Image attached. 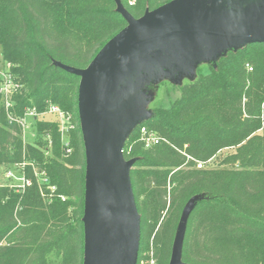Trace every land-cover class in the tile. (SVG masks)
<instances>
[{"label":"trees","instance_id":"1","mask_svg":"<svg viewBox=\"0 0 264 264\" xmlns=\"http://www.w3.org/2000/svg\"><path fill=\"white\" fill-rule=\"evenodd\" d=\"M130 1L120 0L139 18L171 0ZM127 24L117 0H0V49L20 84L13 121L0 92V165L22 166L25 178L0 184V264H84L80 76L59 63L86 68ZM179 92L140 120L122 149L133 161L137 264L170 263L191 201L183 264H264V42L231 48ZM52 105L73 119L68 143L58 122L37 117V140H24L17 120ZM142 127L161 142L146 147Z\"/></svg>","mask_w":264,"mask_h":264},{"label":"water","instance_id":"2","mask_svg":"<svg viewBox=\"0 0 264 264\" xmlns=\"http://www.w3.org/2000/svg\"><path fill=\"white\" fill-rule=\"evenodd\" d=\"M128 24L86 68L59 63L80 76L78 111L86 151L84 264H137L140 223L130 180L126 137L142 119L123 118L127 101L113 104L131 76L208 59L227 48L264 42V3L249 0H171L139 18L117 0ZM194 200V199H193ZM185 208L169 264H183Z\"/></svg>","mask_w":264,"mask_h":264},{"label":"rangeland","instance_id":"3","mask_svg":"<svg viewBox=\"0 0 264 264\" xmlns=\"http://www.w3.org/2000/svg\"><path fill=\"white\" fill-rule=\"evenodd\" d=\"M249 1L254 4L264 3V0ZM230 49L231 48H227L224 52L214 57L197 60L191 63L186 69H178L174 66L137 73L123 82L117 89L113 104L123 100L127 101L128 104L124 111L123 118L136 120L141 117H149L156 108L167 107L172 100L179 96V87L183 84L195 81L199 73L208 72L210 66L216 65L220 57ZM37 118L58 122L64 134V143H68L67 129L74 124L70 116L66 115L64 112L63 115H60L56 112L47 111L45 113H40ZM26 122L23 131L24 140L35 142L38 138L35 119L32 116H28ZM44 146L50 147L51 142L44 141ZM22 177V166L0 165V184L22 185ZM38 178L39 180H44L42 174H38Z\"/></svg>","mask_w":264,"mask_h":264},{"label":"built area","instance_id":"4","mask_svg":"<svg viewBox=\"0 0 264 264\" xmlns=\"http://www.w3.org/2000/svg\"><path fill=\"white\" fill-rule=\"evenodd\" d=\"M130 3H134V0H131ZM11 67L12 64L8 61H5L1 49H0V75H1V82H0V92L2 93L3 100L5 103V107L8 111V117L11 121L15 120V118L12 116L11 112L9 109L13 105L12 97L13 95L17 92V90L20 87V84L14 81L13 74L11 73ZM56 112L60 115H63V111L58 107V106H50L48 110L45 112ZM43 112V113H45ZM40 115L35 109L28 110L22 117H20L17 121L20 123V125L23 128L26 126V119L28 116H32L34 119ZM142 132V140L144 141V144L146 147H150L154 144H158L161 142L162 138L157 135L156 132L154 131H149L146 127L141 128ZM199 168L203 166L202 163H198L197 165ZM23 184L25 183V178L23 174Z\"/></svg>","mask_w":264,"mask_h":264}]
</instances>
